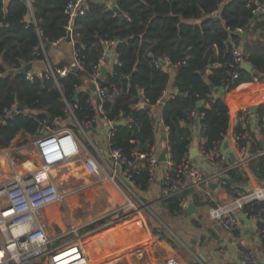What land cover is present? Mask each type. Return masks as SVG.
<instances>
[{
    "label": "trees",
    "instance_id": "obj_1",
    "mask_svg": "<svg viewBox=\"0 0 264 264\" xmlns=\"http://www.w3.org/2000/svg\"><path fill=\"white\" fill-rule=\"evenodd\" d=\"M70 1L74 0H0V150L25 144L27 140L17 139L20 134L32 139L39 136L48 123L46 114L66 121L70 117L68 104L82 126L99 116L109 122L122 121L111 130L109 147L121 149L129 159L135 153L150 152L156 146V128L163 125L169 175H174L189 155L194 138L204 154L218 155L214 157L216 168H223L222 146L229 116L221 92L226 86L230 91L243 83L264 82V20H254L253 13L255 2L264 0H116L117 12L100 0H85L82 14L72 19L65 11ZM68 28L78 65L72 68L61 60L51 66L58 86L45 71L31 74V79L18 72L22 66L44 59L46 45L64 40ZM238 30L248 36L243 39ZM110 42L113 44L107 46ZM233 45L243 47L251 71L234 63ZM107 48L113 53L110 72L96 83L108 88L113 85L117 94L105 98L99 112V98L83 88L91 83ZM162 61L169 66H162ZM63 67L68 68L67 73L57 74ZM234 73L237 77L233 79ZM169 86L171 91L166 94ZM76 91L78 96L73 100ZM198 102H202L200 108L196 107ZM192 112L199 116L196 132ZM242 112L246 127L233 128L237 146L251 154L263 151L250 121L254 119L264 139V102L255 113ZM68 126L76 129L75 124ZM246 166L256 179L264 181V152ZM130 172L136 187L146 191L151 172L145 159L137 161ZM221 180L232 195L234 189L241 191L247 177L243 168H236ZM187 194L162 200V206L170 214H178ZM263 209L261 202L243 208L250 215ZM262 215L258 226L264 228V212ZM162 234L171 242L165 232Z\"/></svg>",
    "mask_w": 264,
    "mask_h": 264
},
{
    "label": "crops",
    "instance_id": "obj_2",
    "mask_svg": "<svg viewBox=\"0 0 264 264\" xmlns=\"http://www.w3.org/2000/svg\"><path fill=\"white\" fill-rule=\"evenodd\" d=\"M7 1V0H6ZM85 1V0H83ZM105 2L106 0H100ZM247 33V32H246ZM258 32L256 33V35ZM248 36V33H247ZM246 36V37H247ZM110 54L112 50H108ZM74 49L72 41L66 39L57 43H53L45 49L44 59L32 63L31 74H40L45 71L49 66H53L59 63L61 60H66L72 66L74 64ZM103 69V70H101ZM110 72V64L104 63L99 68V77H104ZM102 74V75H101ZM264 83V82H263ZM259 85L257 82L243 83L236 89L232 90L225 96L226 104L228 105L229 116V128L224 140V143H228L230 152L234 157L239 159L242 154L238 151L233 141V128L235 127L236 115L243 107H247L250 113H255L259 104L264 102V84ZM94 83H88L83 91H87L90 94H95L90 91L89 86ZM95 88L96 85H94ZM260 87V88H259ZM171 91V86L168 87L166 94ZM141 96V94H140ZM69 106V105H68ZM256 107V109H254ZM70 114V117L66 121H54L52 123L57 124L56 128H50L47 124L44 125V129L48 132H55L62 129H70L74 132V136L77 142L78 154L70 158L67 162L55 166L52 171L61 170L62 173L59 177H54L58 188L57 182H95L97 184L95 188L105 189L109 194H114L120 198L118 202V210L115 211L113 217L127 216V221L120 223L116 228L121 229V232L116 236V240L108 241L109 246H105L101 243H96L89 250V261L97 262V264H112L113 261L125 256L128 252L135 253L136 250L146 249L147 247L154 246L159 250L158 259H172V261L178 264H204L199 258L198 254H201L208 260L205 264H244L242 261V253L248 249H251L256 257V264H264V246L258 239L255 226L250 218L244 216L242 212L239 213V228L234 232H228L219 227L216 222H213L208 217V210L211 207L224 204L231 199V194L224 188V183L221 182L212 183L210 187L203 188V192H195L192 194L191 200L187 194L181 203V212L176 214H170L167 209L162 206V182L165 178V173L168 164V154L166 148V128L163 125H158L156 128V146L155 154L158 159L162 151L166 154V160L164 162H158L151 174V180L149 182L146 191H140L133 182L131 185L134 194H131L126 190L118 178L111 179L109 175V136L111 134L110 124L112 122L104 120L101 116L97 117L90 123L80 125L72 115L71 107H66ZM159 111V110H158ZM244 111V110H243ZM121 124L123 123L120 121ZM251 126L254 128L253 133L256 138L264 142L263 137L260 135L257 126L253 123L254 119H251ZM51 124V123H49ZM68 124L76 125V129H71ZM84 127L87 131H82ZM252 130V129H251ZM32 139L29 135L20 134L17 139L19 141L27 140L23 145L13 144L9 148L0 150V184L7 180L11 176L12 167L18 166L21 171L26 172L32 168H36L38 161L31 156V150H35L33 143L37 138ZM162 136L165 139H162ZM223 143V146H224ZM197 140H192L189 148V157L192 162L199 165L202 170H205V163L201 161L197 151ZM248 145V144H247ZM31 146V147H29ZM222 146V153L229 161L228 153ZM249 147V145L247 146ZM250 153L249 150L246 151ZM33 153V152H32ZM34 154V153H33ZM87 155L94 160L98 166V174H90L83 166V156ZM32 157V158H31ZM194 157V158H193ZM64 164V165H63ZM65 166V169H64ZM64 169V170H63ZM208 170V169H207ZM247 181L241 185V191L243 193H249L259 187L264 186V181L260 182L254 174L245 165L243 167ZM87 186V184H85ZM82 188V186L80 187ZM60 190V189H59ZM68 195V192L66 193ZM72 195V194H71ZM137 196V197H136ZM75 197V196H74ZM73 197V198H74ZM144 198L142 201L140 198ZM72 198V197H71ZM65 207L54 203L46 207L43 211V222L46 224L47 234L51 237L60 236L63 232L68 230L71 226L78 227L82 231H91L89 221L84 216L85 222L79 224L73 217L72 204L67 206L66 198L64 199ZM56 210L54 211V208ZM60 208L62 212H60ZM147 208V212L150 218H153L154 222H158L157 228L150 230L146 219L144 217V209ZM72 210L73 212H71ZM143 210V212H142ZM90 210L85 213L88 214ZM107 212V211H106ZM109 212V210H108ZM60 214V216H59ZM62 219H66L65 222ZM156 220V221H155ZM128 222V223H127ZM65 223V224H64ZM52 225L57 229V232L48 233L49 227ZM164 225V226H163ZM120 227V228H119ZM166 229L171 230L172 237L177 240L174 242L170 238L171 242H166L162 237V232ZM82 228V229H81ZM94 230V229H93ZM190 230H196L199 232V236L193 241V235ZM138 234V235H137ZM155 235L156 237H154ZM72 237V236H71ZM59 238L57 242L61 244L64 240ZM209 239V242L204 240ZM60 240V241H59ZM200 246H207V250L197 248L195 242ZM56 242V243H57ZM55 243V244H56ZM56 244V245H59ZM215 250L218 259L214 258L211 253Z\"/></svg>",
    "mask_w": 264,
    "mask_h": 264
},
{
    "label": "built area",
    "instance_id": "obj_3",
    "mask_svg": "<svg viewBox=\"0 0 264 264\" xmlns=\"http://www.w3.org/2000/svg\"><path fill=\"white\" fill-rule=\"evenodd\" d=\"M2 1L4 2L5 0ZM83 2V0H74L67 4L65 11L70 19L77 14H82L81 6ZM104 3L109 9L114 10V8H117L116 0H106ZM255 5L253 9L254 16H257V18L261 17L264 20V2L256 1ZM68 30V32H71L70 28ZM238 31L241 33V36L245 32L242 30ZM259 34L260 32L258 31L257 35ZM261 41L264 42V30ZM111 44L113 42L106 43L107 46ZM109 49L107 48L100 57L98 68L91 81L97 87L95 97H98L100 100L96 105L99 112L102 110L101 103L105 98H111L117 94V90L113 85H110V88H108L96 83V79L99 78L100 66L104 63L111 64L113 61V56L109 53ZM242 51V46L233 45L232 55L234 63L237 65H240L242 62L249 63ZM73 57V65L76 66L78 62L75 53ZM165 66H169V64L165 62ZM67 71L68 68L63 67L57 69L56 73L65 75ZM29 72L27 73V77L31 79L32 75ZM45 73L46 76L53 78L54 84L58 86L55 72L51 66L45 70ZM236 77L237 74L234 73L232 78ZM227 88L228 86L221 92L224 93L223 99L226 94L232 91L226 90ZM226 106L228 109L227 104ZM66 107L69 108L68 104ZM246 108H241L236 115L235 125H239L241 129L246 127V123L244 112L240 113V111ZM191 116L196 117L193 129V132H196L199 128L197 124L199 116L193 112ZM103 119L106 120V118ZM90 123L87 124L88 127ZM81 129L85 132L84 127ZM74 135V132L70 129L48 132L47 135L41 134L33 143L35 150H33L34 154L32 157L38 161L36 168L31 167L30 170L23 172L18 166L14 165L11 176L0 184V264H96L89 261L90 247L96 243L109 246L108 241L116 240L117 234L119 236L121 229L117 230L116 228L120 223L127 221L126 215L113 217L101 228L99 227L91 231H82L78 227L71 226L58 237H51L47 234L46 224L43 222L44 209L54 203L64 208V199L67 196L65 192L63 193L59 190L51 174V170L78 154L77 142ZM237 139V137L233 136L234 144L242 156L237 160L235 158V161L232 163L223 155L225 164L223 168H216L214 157L218 155L215 152L206 155L198 145L197 151L201 161L205 163V170H202L199 165L194 164L189 155L183 159V163L175 170L174 175H169L167 168L162 182V200L180 196L183 193L190 194L189 200H191L193 193H204L203 188L210 187L212 183L221 182V178L226 177L227 171L236 168L242 169L251 159L264 152L263 150L255 154H247V150L244 147L239 148L237 146ZM108 155L110 162L108 177L111 179L118 178L122 186L131 194H134V192L131 188L133 182L130 170L136 167V162L145 159L151 174L158 163L154 147L148 153H135L132 159L127 158L119 148L110 149ZM169 164L170 162H168L167 167ZM83 166L90 174H98L97 164L87 155L83 156ZM256 202L264 203V186L249 193H243L240 190L234 189L228 202L211 207L208 210V217L213 222H216L221 229L234 232L239 228V213L242 212L245 217L251 219L255 226L256 235L264 246V228L258 226V223L263 220L262 213L264 209L257 215H250L243 210L245 205ZM70 236L72 238L66 239L59 245H55L59 238ZM241 257L244 264H256L257 262V257L251 249L244 251Z\"/></svg>",
    "mask_w": 264,
    "mask_h": 264
},
{
    "label": "rangeland",
    "instance_id": "obj_4",
    "mask_svg": "<svg viewBox=\"0 0 264 264\" xmlns=\"http://www.w3.org/2000/svg\"><path fill=\"white\" fill-rule=\"evenodd\" d=\"M84 3H82V6H84ZM243 55L246 58V55L243 53ZM247 59V58H246ZM250 64V63H249ZM259 85H262V83H258ZM264 84V83H263ZM236 89V88H235ZM249 110V109H244ZM31 147V146H29ZM31 156L33 155V150L30 151ZM64 165V164H63ZM65 169V166H64ZM63 169V170H64ZM53 175L55 177H59L62 173L61 170H55L52 171ZM52 175V176H53ZM59 185V189L61 192H68V195L66 196V204L67 206H70L72 204V210H75L73 212V217L76 220V223L79 224L81 222H85L86 219H84V216L87 217V220L89 221L90 228L97 229L101 228L104 224L108 223L111 219L115 211L118 209V202H120V198H118L115 194L112 196L109 194L105 189H97L95 186V182H57ZM87 184V186H85ZM82 186V188H80ZM72 194V195H71ZM75 196V197H74ZM72 197V198H71ZM74 197V198H73ZM56 207L54 208V211L56 210ZM85 210L88 214L85 213ZM109 210V212H108ZM147 211V208L144 209V211ZM107 211V212H106ZM144 212V217L146 219L147 225L150 230H154L152 228H157V225H160L158 222H154L153 218L149 217V214L147 212ZM60 212H62V209L60 208ZM143 212V210H142ZM150 213V212H149ZM60 216V214H59ZM64 222L66 219H62ZM156 221V220H155ZM65 224V223H64ZM82 224V223H81ZM162 225V224H161ZM160 225V226H161ZM164 226V225H163ZM162 227V226H161ZM164 228V227H162ZM156 230H159L158 228ZM165 233L170 237H172V232L169 229H166L165 227ZM57 232V229L52 225H50L48 233ZM138 235V234H137ZM58 237V236H57ZM72 238H62L61 240H66ZM174 242V238L172 239ZM60 241V240H59ZM56 244H59L57 242ZM55 244V245H56ZM159 250L155 249L154 246L147 247L146 249H140L139 251L136 250L135 253L128 252L125 256L121 257L120 259L114 260L112 264H174L172 259H163L159 260ZM97 264V262H95ZM178 264V263H175Z\"/></svg>",
    "mask_w": 264,
    "mask_h": 264
},
{
    "label": "water",
    "instance_id": "obj_5",
    "mask_svg": "<svg viewBox=\"0 0 264 264\" xmlns=\"http://www.w3.org/2000/svg\"><path fill=\"white\" fill-rule=\"evenodd\" d=\"M22 1H23V2H28V0H22ZM114 10H115L116 12L118 11L117 8H114ZM118 17H119V19H123V15H119ZM31 19H33V18L31 17ZM256 19H257V16H254V20H256ZM246 36H247V33L244 32V33L242 34V38L244 39V38H246ZM65 39H66L67 41H70V40H71V34H70V32L67 33V36H66ZM48 46H49V44L46 45V47H48ZM161 64H162V66H165V62L162 61ZM239 66H240L241 69L246 70V71H248V72L252 70V65L249 64V63H246V62H242ZM72 68H74V65H72ZM4 70L8 71L9 73H12V71H9L8 68L5 67V66H4ZM30 70H31V64H28V65H25L24 67L20 68L18 72H19V73H22V74H27ZM101 70H103V69H101ZM103 72H104V70H103ZM101 75H102V74H101ZM101 78H102V77H101ZM89 88H90V91H91V92H94L95 89H96L94 85H90ZM223 95H224V93H221V96H223ZM77 96H78V91L75 92V94H74V96H73V100H76V99H77ZM140 97H141V96H140ZM164 101H165V97H163V98L160 100L161 103H163ZM201 106H202V102H198V103L196 104V107H197V108H200ZM254 109H256V107H255ZM46 118L48 119V122H49V123H52V122L54 121L53 116H51V115H49V114H46ZM120 125H121V122H120V121L112 122V123L110 124L111 128H116V127H118V126H120ZM85 131H87V130L85 129ZM41 134H43V135H47V134H48V131L45 130V129H42V130H41ZM162 139L164 140L165 137L162 136ZM223 147H224V149H226V151H227V153H228L229 161L233 163V162L235 161V157H234V155L230 152V149H229V147H228V143L225 142ZM262 148H263V150H264V142H262ZM193 158H194V157H193ZM165 160H166V154H165L164 151H162V152L160 153L159 157H158V162L161 163V162H164ZM140 199H141L142 201H145V199L142 198V197H141ZM190 233L193 235V241H192V243L194 244V239H196V236H197V237L199 236V232L196 231V230H190ZM209 241H210L209 239L204 240V242H206V243L209 242ZM195 244H196L197 248H201V249H205V250H207V246H200L199 243H198V240H197V242H195ZM201 253H202V252H201ZM201 253L198 254V256H199V258L202 260V262H203L204 264H205L206 262H209L210 260H209V259L207 260V259H206ZM211 253L213 254L214 258L218 259V256H217V254L215 253V250H213Z\"/></svg>",
    "mask_w": 264,
    "mask_h": 264
}]
</instances>
